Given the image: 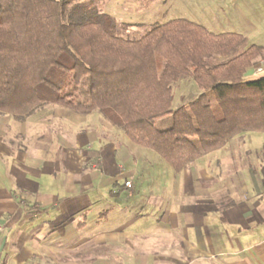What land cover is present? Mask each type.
Wrapping results in <instances>:
<instances>
[{
    "label": "crops",
    "instance_id": "1",
    "mask_svg": "<svg viewBox=\"0 0 264 264\" xmlns=\"http://www.w3.org/2000/svg\"><path fill=\"white\" fill-rule=\"evenodd\" d=\"M199 1L211 32H264V0ZM123 135L98 112L0 115L1 264H264V140L166 180Z\"/></svg>",
    "mask_w": 264,
    "mask_h": 264
},
{
    "label": "trees",
    "instance_id": "2",
    "mask_svg": "<svg viewBox=\"0 0 264 264\" xmlns=\"http://www.w3.org/2000/svg\"><path fill=\"white\" fill-rule=\"evenodd\" d=\"M72 1L0 0V114L23 120L46 106L98 112L179 173L238 134L264 133V77L245 80L264 61L262 47L231 56L242 35L184 19L124 39L118 32L128 24ZM183 77L198 92L171 109ZM167 117L170 127L157 129Z\"/></svg>",
    "mask_w": 264,
    "mask_h": 264
},
{
    "label": "rangeland",
    "instance_id": "3",
    "mask_svg": "<svg viewBox=\"0 0 264 264\" xmlns=\"http://www.w3.org/2000/svg\"><path fill=\"white\" fill-rule=\"evenodd\" d=\"M161 1L162 0H73L72 5L80 6L79 8H82L84 12L90 13L92 11H96L97 13H102L113 17L118 23L122 22L128 24L129 27L118 32L119 35L124 39L138 40L143 37L154 25L163 24L173 19H184L195 24H211L212 29H215L214 31L221 32L219 29H222L223 26L218 25L220 23H218L217 19H205L200 16L201 13L195 9H199L201 6L199 0H193L196 2H193L196 4V7L193 5L195 8L191 7V5L189 7L187 6L189 1L192 0H168L164 5L160 4ZM253 44L264 49V32L251 33L249 37L243 39V42L232 53H230V55H238V53L244 51L248 46ZM253 67L254 66H252V68ZM252 68L249 69V74L245 75V80L256 78L255 76H252ZM191 81L192 80L188 77H183L177 81V84L174 85V99L171 109L177 108V95L182 96V101L180 102L181 104H191V100L198 92L197 87ZM214 107L215 111L218 113L219 111L217 107L215 105ZM190 109L195 118L198 120L199 118L196 111L192 107H190ZM0 115L6 116L5 114ZM170 121V117L161 119L155 122V127L159 130H165L170 127ZM245 136H251L253 138L252 140L254 143L251 142L247 144L249 148L260 147L259 143L264 140L263 133H241L234 136L228 145H226V148L230 147L232 144L235 145L237 142L242 145L243 141H245ZM124 138L128 140L127 137ZM240 147L242 148L243 146ZM141 150H143V153H140V156L146 157L149 162L154 163L156 166V179L158 176L166 180H169L173 177L174 172L167 162H164L163 159H161L156 153L149 149L141 148ZM158 171H160L161 174H158Z\"/></svg>",
    "mask_w": 264,
    "mask_h": 264
},
{
    "label": "built area",
    "instance_id": "4",
    "mask_svg": "<svg viewBox=\"0 0 264 264\" xmlns=\"http://www.w3.org/2000/svg\"><path fill=\"white\" fill-rule=\"evenodd\" d=\"M252 76L264 77V62H259L252 68ZM1 264V262H0Z\"/></svg>",
    "mask_w": 264,
    "mask_h": 264
}]
</instances>
